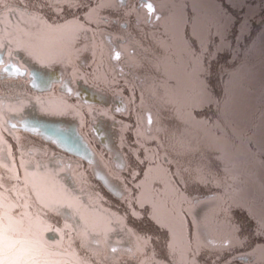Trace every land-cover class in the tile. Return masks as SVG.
Segmentation results:
<instances>
[{
    "label": "rangeland",
    "instance_id": "374dc122",
    "mask_svg": "<svg viewBox=\"0 0 264 264\" xmlns=\"http://www.w3.org/2000/svg\"><path fill=\"white\" fill-rule=\"evenodd\" d=\"M14 1L5 0L6 3ZM45 1L52 3L51 5H57L58 2V5L64 3V0H32L35 3L34 5ZM258 1L154 0V7L157 10V14L161 17L159 21L148 22L155 29L151 34L155 38V43L148 48L146 46L148 44H145V42L137 44L142 54L145 56L147 54L150 55V58L146 56L147 60L151 61V64L145 66L146 69L154 68L156 71L155 82L148 78L141 79L143 81L142 91L145 90V93L151 94L154 84L156 88L153 94H156V98L161 100V104H158L156 111L152 110L155 108L153 106L152 108H145L143 111L140 109L141 112H137V114H135L132 105H130L128 94L129 92L133 94V84L124 73L126 72L127 74V69L125 67L119 68L117 64L120 60L112 59L113 50H116L118 46L127 48L126 46L128 45L123 38L115 39L109 28L101 27L103 22L98 20L100 16L97 11H91L84 20L86 22H77L72 28L63 32L49 26L52 24L51 22L58 23L60 21L58 19L59 14L54 12L52 6H49L50 9L38 8L37 12L44 16L33 12L35 16L45 22L44 28L40 31H32V37L24 38L25 41L22 38L19 44L18 39L15 47L21 51L18 60L20 61L23 74L26 75L24 79L27 83L33 85L30 77L36 74L37 67L35 65L37 63L43 69L38 76L36 74L37 79L40 81L38 83L39 89L33 86L34 88L31 87L29 93H31L32 98H35L36 102L43 101L46 104L47 111L59 118L55 121L60 125V132L64 138V141L62 139L60 141L63 148H60L68 151L73 156H70L69 160H65V163L69 165L66 177L71 176L72 178L64 182L67 187H63L62 195L66 197L65 199L68 203L64 205V209H61L65 210V212L61 213L63 216L60 215V217H82L83 214L81 212L83 210L78 205L80 201L81 206L88 207L89 213L94 212L95 216H99L103 220L104 226L102 230L104 233H107L105 232L106 218L111 219L115 226L117 225V232L120 231L118 237L121 240L127 241L128 244L129 241L133 245L135 243L134 249L135 247L143 249L145 264H169V261L165 259L163 236L157 231V228L153 229L154 223L150 219L152 211L155 210L161 217L170 220L176 231L175 245L178 254L175 259L171 260L170 264H203L202 260L195 255L196 250H201V247L194 236L193 227L188 218V208L193 205L189 203L193 202V199H191L190 192L187 193L184 190V183L182 184L183 188L179 187L178 192L170 190L162 197H157L154 202L149 197L148 203L143 208L137 207L140 217H136V219L142 220V226L124 217L125 213L128 212L129 201L128 198L125 200L124 195L128 194L130 196V192H132L131 185L133 181L131 174L144 168V165L139 163L140 159H134L128 153H133V155L143 159L144 152H139L142 149L140 145L150 147L153 152L155 151L154 157L150 158L155 159V166L158 165L159 171L154 166L152 178L161 183L166 170L177 172L180 176H183L177 167L178 163L183 162V158L186 159L191 156L190 158L196 159L198 156L201 157L198 153L199 151L187 149L182 153L181 145L174 144L173 146L169 144L167 149L173 154L171 156L166 150L162 134L159 131L160 129H165V127H170V133L176 128H181L189 137L191 146H194L197 142L199 146L204 147L207 154L209 150L214 154L217 165H215L213 159L211 162L213 167L209 166L210 171H208L212 178L214 176V181L211 182L213 186L209 185L212 192L218 191L225 196L226 200L233 199L236 205L239 204L237 201L249 203L250 201L248 202L246 195L247 185L249 184L247 181L248 177L254 182L255 195L264 198V175L259 172L262 165L258 164L255 169L250 165L254 164L250 154L253 140L250 134L249 136L247 135L248 130H251V126L247 116L239 107V103L235 101V97L241 87L245 88L248 86L250 88V81L255 72L254 69L264 66V31L256 39L257 41L250 39L244 41L249 34L250 23L254 19L261 18L259 15L262 13V8H264V2L258 3ZM193 14L196 17L195 29L198 35L207 41L211 34L212 40L216 44L222 45L219 48H231V33H236L238 46L234 47L233 56H243V64L240 59L238 70L232 73L230 80L226 82L224 88L226 97L222 103H219V110L217 109L218 98L216 96H212L213 103L210 107L201 108L197 106L195 110L183 102L186 96L192 94L199 87L196 80L189 75L187 61L182 59L180 55V38L184 32L183 21L188 17H192ZM138 15L142 19L147 20L148 18L146 10L142 7L138 10ZM175 23H180V25L178 30L173 33L171 30L174 29ZM155 31H158L156 36ZM74 33L77 37L85 36L88 39L87 44L83 41L77 42L78 46L85 50L84 57H80L79 54H76L73 49L71 50L68 47L67 40H70L68 36L74 37ZM41 34H47V36L57 40L60 43V47L64 50L65 54L60 61V70L54 61H52L53 64L44 59L45 63L38 55L37 49L26 46L27 42H38ZM64 37L67 38L64 39ZM117 44L118 46L114 48ZM161 45L162 49H166L165 58L158 57L161 56V53H157ZM103 68L106 70L104 73L101 72ZM44 69L47 71V75L46 73L44 74ZM145 73H149V70H146ZM183 76L190 78L192 87L181 88L183 83L180 79ZM51 77L53 78L51 79ZM52 80L55 83V88L52 86ZM126 82L129 85L127 89L125 87ZM200 83L204 84V81L201 80ZM46 86H48L50 91L42 92L47 90ZM205 86L208 87V83ZM59 88L60 93H58ZM263 89L264 83L260 85L257 96L264 101ZM26 90L28 91L27 88ZM63 95H69L72 97L70 99H75V101L65 100L62 97ZM162 101L165 102L166 106L162 104ZM161 107L165 110H162ZM65 109L70 110V114L76 115L77 122L74 125L71 124L74 122L66 119ZM149 110L154 115L152 126L145 123L146 119L144 118L148 116ZM217 110L219 112L216 117ZM161 111H165L163 112L164 114ZM165 118L169 119L168 124L164 120ZM156 128L157 133L154 130ZM229 131H232L233 134L230 135ZM138 133L139 136L137 135ZM167 133H169V129ZM193 136L197 138L195 139ZM133 144L136 145L135 148ZM5 146L10 149L8 144L5 143ZM61 149L60 151L62 152ZM262 152L263 150L261 152L258 150L260 155L263 154ZM11 153L19 154L20 152L13 150ZM127 154V158L130 159L131 163L126 158ZM207 156L205 155L206 159H208ZM23 158L18 155L14 159L17 160L19 165ZM176 158L178 163L177 161L175 162ZM133 159L136 160V164L132 161ZM262 162L264 164V161ZM0 168L6 167L3 166V163H0ZM10 168L12 166L7 169ZM226 168L228 174L225 172ZM18 169L20 171L19 166ZM186 171L191 170L188 168ZM19 173L17 172V174ZM218 173L221 176L223 175L225 180L221 179ZM127 175L131 176H128L129 180L126 182L125 177ZM190 177L191 174L186 176L187 179H190ZM218 183L222 189H216ZM251 185L252 183H250ZM196 188L201 189L202 186ZM182 189L183 191H181ZM127 191L129 192L127 193ZM0 192H3V190H0ZM183 193H187V195L184 196ZM1 194L5 195V193ZM116 198L124 205V211L121 212V210L117 209L118 205H123L114 201ZM71 200L76 201L75 206H71ZM32 203L33 208L29 210L20 209L17 206L20 211H26L28 216L33 219L31 223L34 228L36 226L35 222L40 219L48 218L49 222H51L50 220L53 222V218H56L55 213L58 210L48 213L49 211L45 209L43 213H39V207L36 205V203L39 204L38 200L34 199ZM110 204L113 205V210ZM243 207L246 211L251 210L247 205ZM262 210L264 211V202H262ZM262 217L261 219L263 220L264 215ZM37 226L43 230L45 225ZM249 226L250 224H247V231L255 229V226ZM124 227L128 234L125 232ZM127 227L131 229V233ZM134 229H137V232ZM244 232L249 236L246 229H244ZM144 236H150V241L145 243L142 239ZM257 239L259 244L264 246V237ZM150 244L153 245V249L149 250ZM153 250L156 259H153L152 255H150ZM261 257L264 258L262 251Z\"/></svg>",
    "mask_w": 264,
    "mask_h": 264
},
{
    "label": "flooded vegetation",
    "instance_id": "af4514ba",
    "mask_svg": "<svg viewBox=\"0 0 264 264\" xmlns=\"http://www.w3.org/2000/svg\"><path fill=\"white\" fill-rule=\"evenodd\" d=\"M25 2L32 3V0H25ZM5 3L3 0V3L0 4V22H2L0 43H3V47H0V163H3L6 168H0V190H3L0 192V205L7 202L18 205L20 209H32V190H30L27 179L29 178L31 184L36 185L35 192L44 196L48 202L45 204L38 201L39 204L36 203V205L39 208L41 205H46V209H51L48 213L58 210L55 213L56 218H53L56 219L55 222L54 220L49 222L48 218L40 219L35 222L34 228L31 223L33 219L31 218L30 221L32 231L37 234L41 243L52 251L54 260L59 261L60 264H145L144 254H141L137 247L134 249L135 243L133 245L129 241L128 244L127 241L118 237L120 232H117V225L115 226L111 219H106L105 232L107 233H104L102 230L103 220L93 213H89L88 208H83L80 205V201L78 205L83 210L81 213L85 215L83 217L81 214L83 218L60 217V215L63 216L61 213L65 212L61 209H64V205L68 203L66 197L62 195L63 187H67L64 182L72 178L71 176L66 177L69 165L64 162V154L60 153V141L56 136L57 134L53 133L55 129H60V125L55 121L58 120L57 117L53 120L46 115L48 112L45 110L43 101L36 102L35 98L31 97L29 91L33 85L24 79L26 75L23 74L18 60L21 51L15 47L18 39L32 37V31L42 30L45 22L35 16L33 11L25 10L23 5L17 4V0ZM21 40L18 41V44ZM16 69L19 71L17 72ZM260 69L264 70V66L254 69L252 79ZM263 83L264 74L256 87H241L235 101L239 103V107L247 116L252 130L247 132V135L250 134L253 140L252 146L250 145V154L254 164L250 165L253 169L258 164L262 165L259 172L264 175V164H262L264 161V143L257 134L259 122L264 116V101L258 98L257 91ZM250 92L253 94L250 95ZM262 95L264 96V89ZM8 105L13 106V110ZM245 107H250V113L245 111ZM38 110L42 112L45 110L42 116L48 119L47 126L37 116ZM5 143L10 146V149L5 146ZM13 150H18L20 153H11ZM258 150L260 152L263 150V154L260 155ZM18 155L24 157L19 165L14 159ZM9 166L15 168V173L14 171L9 172L11 169H7ZM17 172L20 173L17 174ZM218 175L220 174L218 173ZM46 177L45 181H41L42 178ZM219 177L225 180L223 175ZM247 181L249 184L246 195L248 202H250L237 201L238 205L234 203L233 199L226 200L225 196L218 191L212 192L211 187H209V185L213 186L211 182L207 185V182L204 183L201 189L194 188L197 193L202 194L191 198L193 202L191 201L189 204L193 205L190 208L198 200L206 197H216L221 200L220 204L209 214L210 222L204 223V226L212 232L211 237L223 244L224 248H206L210 255L216 256L218 264H264V258L261 257L264 246L260 245L257 239L264 236L253 235L254 230L252 229L248 230L249 236H247L243 229L247 223L240 215L242 210L246 211L243 206L247 205L251 208L250 211H246L251 217L249 227L255 226V223L261 221L264 215L262 210L264 198L260 201L262 197L259 199L255 195L254 182L248 177ZM250 183H252L251 186ZM194 189L188 187L187 193H192ZM216 189H222L221 186L219 187V183ZM1 193H5V195ZM70 203L71 206H75L76 201L71 200ZM27 223L28 220L26 219ZM43 224L45 225L43 230L38 228L37 225ZM191 224L193 225L192 221ZM237 225H239V231H237ZM52 230L60 236L58 247H52L43 240L44 233ZM197 241L200 244L198 239ZM113 246L117 248L116 252L111 250Z\"/></svg>",
    "mask_w": 264,
    "mask_h": 264
},
{
    "label": "snow or ice",
    "instance_id": "6c2138e0",
    "mask_svg": "<svg viewBox=\"0 0 264 264\" xmlns=\"http://www.w3.org/2000/svg\"><path fill=\"white\" fill-rule=\"evenodd\" d=\"M2 3L3 0H0V4ZM138 3L140 7L146 10L149 23L154 20H160L161 17L157 14V10L154 7V0H138ZM97 4H99V0H97ZM69 7L71 8V5ZM77 22L78 17L73 14L60 23L52 22L49 26L57 31H65L72 28ZM183 24L184 32L180 38V55L182 59L187 61L190 77L195 79L199 85L192 94L184 98L183 102L190 105L193 110L197 106L201 108L210 107L213 103V97L209 87L205 85L212 75V64L219 55L217 48L222 47V45L216 44L212 40L211 34L207 41L198 35L195 29V14L186 18ZM0 26H2V22H0ZM0 47H3V43H0ZM112 59L120 60L121 52L113 50ZM16 71L18 72L19 69H16ZM201 80L204 81V84L200 83ZM152 122V118L149 115L147 123L151 125ZM137 135L139 136V133ZM140 147L144 151V158L139 160V163L143 164L144 168L131 174L133 181L131 185L132 192L128 201L129 214L137 218L140 217L137 207L143 208L148 203L149 197L154 202L157 197H162L170 190L178 192L179 185L186 182L183 176L170 170L164 172L162 183L153 180L152 169L155 166V159L150 157H154V152L150 147H145L144 145H140ZM165 162L167 161L165 160ZM46 208V205H41L38 212L43 213ZM47 210L51 211V209ZM26 219L28 220L27 224ZM150 219L163 236L165 259L170 264L171 260L175 259L178 254L175 245L176 231L174 225L170 220L161 217L155 210L152 211ZM30 221L31 217L28 216L26 211H20L17 205L7 202L0 205V264H60L59 261L52 258V251L45 247L37 237V234L32 231ZM236 228L239 231V225ZM128 231L131 232V229H128ZM253 235L264 236V220L255 223ZM142 239L147 243L151 237L144 236ZM111 250L116 252L117 248L113 246ZM137 250L143 254V249L138 248ZM150 255H152L153 259H156L154 250Z\"/></svg>",
    "mask_w": 264,
    "mask_h": 264
},
{
    "label": "trees",
    "instance_id": "16d2710c",
    "mask_svg": "<svg viewBox=\"0 0 264 264\" xmlns=\"http://www.w3.org/2000/svg\"><path fill=\"white\" fill-rule=\"evenodd\" d=\"M261 2H264V0L258 1V3H261ZM17 4L23 5L25 7V10H28L31 12L33 11L39 15H42V14L37 12L38 8L40 9L41 7H44V8L50 9L49 6H52L51 5L52 3H49V2L47 3V1H45L41 4L34 5L35 3H33V2L32 3H30V2L26 3L25 0H17ZM26 4H28V6H26ZM44 4H46V5H44ZM33 5L37 8H35ZM69 5H71V8L69 7ZM57 7H56L57 10L54 12L58 13L60 18H61L60 15H63L64 18L67 19L68 17L75 14V16L78 17V22H86L84 20L86 19V17H88V14L91 13L90 10L97 11L99 13V16H100V17H98L100 19H98V18L97 19L99 21L101 20L103 22V25H101V27L105 28V29L109 28L111 33L113 34V36H115V39H118V38L125 39L126 44L128 45L126 47L129 50L125 47L120 48L118 46V44L116 46H114V48L118 46V48H116V50L120 51L121 55H122V57H121V59L117 65L119 66V68L125 67V69H127V74H126V72H124V73H125L126 77L129 78V80L133 84V86H132L133 87V94H132V92L131 93L129 92V94H128V96L130 98V102H131L130 105H132V109L134 110L135 114H137V112L140 113L145 108H152L153 106L155 108H153L152 110H157L158 104L159 103L161 104V100H159V98H156V94H153L156 86L154 87V84H153V86H152L153 90H151V94H148L147 92H146L147 93L146 94L145 90L142 91V88H141V87H143V83H142L143 81H141V79H147L148 78L149 80L152 79V82H155L154 79L156 78V71L154 68L153 69H146L145 66L147 64H151V61H149V59L147 60L146 56L148 58H150V55L147 54L145 56L144 54H142L139 51L137 43L145 42V44H148V45H146L147 48L149 46L154 45L155 38H154V36H151V34L155 29L152 28V26L148 23V18H147V20L142 19L138 15V10H140V8H141L139 6L138 0H99V4H97V0H64V3H60V5H58ZM59 9H60V11H59ZM262 9H261L262 13L259 15V17H261V18L260 19H254L253 22L250 23V26H249L250 31H249V34L245 38L244 41H247V39L256 40L264 31V8H262ZM42 16H44V15H42ZM65 19H63V18L60 19V22L65 20ZM94 19H96V18H94ZM157 32L158 31H155V36H156ZM236 41H237L236 40V33L235 34L231 33V42H232L231 48L232 49L231 48H219L218 47L217 51L219 52V55H218L217 59L212 64V75L210 77V80L208 81V87L210 89L212 96L213 97L216 96L218 98V100H217V109L218 110H219L218 107H220L219 103H222L226 97V93H225V89H224L226 86V82L228 80H230L232 73H234L235 71L238 70L237 67L240 65V62H239L240 59L242 60V64H243V56L242 55H239L238 57L233 56L234 47L236 48L238 46ZM116 42H117V40H116ZM129 63L132 65H130ZM146 70H149V73H145ZM125 87H126V89L129 88V85L127 82L125 84ZM162 104L164 106H166L164 101H162ZM161 108H162V110H165L163 107H161ZM140 109H141V111H140ZM218 110H217V112H219ZM163 112H165V111H161L162 114H164ZM144 118L146 119V117H144ZM206 118H208V117H206ZM164 120L166 121V123L169 121L168 118H165ZM168 129H169V133H167ZM162 130L160 129L159 131L162 134L163 143L165 145H166V142H168L167 146L169 144H172L174 146V144H176V142L177 143L181 142L182 153H184V150L186 149L183 145V142L186 143L185 145H191V142H189L190 140H188L186 132L184 130H182L181 128H178V129L176 128L171 133H170V127H168V128L165 127V129H162ZM157 132L158 131L156 128V133ZM176 145H178V144H176ZM135 146L136 145L133 144L134 148H135ZM198 146H199V144H197V142H196V144L192 147L197 151ZM139 152H144V151H143V149H141ZM64 153L69 158H70V156L73 157L68 151H64ZM127 153H128V151H127ZM128 154L132 155L133 158L135 159V155H133V153L132 154L128 153ZM128 154H127V156H128ZM134 159L132 161H134ZM176 161L178 163V160H175V162ZM177 167L179 168V170L183 176L184 175L186 176L187 173L189 172V171H186V169H188V167H185L184 165L182 166L181 163H178ZM207 173L200 176L199 178H197V176H195L191 180L186 179L185 180L186 182L184 183V190L187 191L188 187H191V189H194V188L196 189V187H201V184H200L201 179H202V177L207 175ZM126 174H129V173H126ZM128 176L130 177L131 175H127L125 177L126 182L129 180ZM125 180L123 179V181H125ZM197 181H200V182H197ZM213 181H211V182H213ZM207 184H208V182L206 183V185ZM179 187L183 188L182 184L179 185ZM195 189L193 190L192 193H190L192 198L195 195L201 196V194H202V193L201 194L197 193L195 191ZM181 191H183V189ZM109 194L111 196H113L111 193H109ZM183 195L185 196V195H187V193L186 194L183 193ZM117 199L118 198H116V200H114V201H117V203H121ZM110 207L112 210L114 209L112 204H110ZM117 209L121 210V212L124 211V205L123 206L118 205ZM186 214H187V211H186ZM240 215H242L243 216L242 219H244L246 221V223L249 224V222L251 221V217L248 216L246 211L242 210ZM124 217L129 218V217H133V216H130L129 211H128L125 213ZM134 218H136V217H134ZM153 226H154L153 229L155 230L156 229L155 224ZM243 229H246V232L248 233L247 225L243 226ZM134 231L137 232V229L136 230L134 229ZM157 243H159V242H157ZM203 253L204 252H202L201 250H199V251L196 250V253H195L196 257L199 258L200 260H202L203 264H218L215 255L211 254L212 256L211 255L208 256V255H205ZM192 254H193V252H192ZM199 259H197V260H199Z\"/></svg>",
    "mask_w": 264,
    "mask_h": 264
},
{
    "label": "bare ground",
    "instance_id": "6f19581e",
    "mask_svg": "<svg viewBox=\"0 0 264 264\" xmlns=\"http://www.w3.org/2000/svg\"><path fill=\"white\" fill-rule=\"evenodd\" d=\"M58 5V4H57ZM57 5H52L53 6V9H54V11H56L57 10ZM57 7V8H56ZM61 16V18L59 17L58 19L60 20V19H65L64 18V16L63 15H60ZM60 22V21H59ZM58 22V23H59ZM179 25H180V23L179 24H174V26H173V28L174 29H172L171 31H173V33H175L177 30H178V27H179ZM63 32V31H62ZM75 34V33H74ZM80 36V35H79ZM68 37H70V40H67V44H68V47L72 50H74L75 52H76V54H79V56L81 57H84L85 56V50H84V48H80V46H78V41H83V42H85V44H87L88 43V39L85 37V36H81V37H77V35L75 34L74 35V37H71V36H68ZM67 37H64V39H66ZM19 40H21V38L19 39ZM24 41H25V39H24ZM62 42V41H61ZM27 45L26 46H30L31 48H35V49H37L38 50V55L44 60H48V61H50L51 63H53L52 61H54V63H55V65H57L58 66V69L60 70V61L63 59V55L65 54V52H64V50L60 47V43L57 41V40H55L54 38H51V37H49V36H47V34H44V35H42L41 34V38H40V40L38 41V42H27L26 43ZM67 48V47H66ZM164 48V47H163ZM70 51V50H69ZM166 49H162V45H161V47H160V49H158L157 50V53L158 54H160L161 53V56H158V57H163V58H165V55H166ZM44 60V62L46 63V61ZM53 63V64H54ZM46 65V64H45ZM44 65V66H45ZM36 67H37V72H36V74H37V76H38V74H39V72L40 71H43V69H41L40 67H39V65H38V63L35 65ZM49 71V70H48ZM104 71H106L105 70V68H103L102 70H101V72H103L104 73ZM46 73V75H47V71H45V69H44V74ZM36 74H34V75H32V77H30V79L32 80V84H33V86L35 87V88H38L39 89V85H38V83H40V81L37 79V77H36ZM185 74V73H184ZM53 77H51V79H52ZM180 81L183 83V86H181V88H184V89H186V88H188V87H192L191 86V82H190V78H188V77H181V79H180ZM53 84H52V86H54V81L52 80L51 81ZM50 82V83H51ZM59 86H60V83H59ZM47 87V90L46 91H42V92H49L50 90L48 89V86H46ZM54 88H55V86H54ZM90 89V88H89ZM95 91V90H94ZM58 93H60V88L58 89ZM62 95V94H61ZM65 100H69V101H72V102H74L75 101V99H70V98H72V97H70L69 95H67V96H62ZM76 104H78V103H76ZM89 106V105H88ZM45 107H46V104H45ZM45 110H47V107L45 108ZM44 110V111H45ZM44 111L42 112L41 110H38V112H36V114H37V116L39 117V119L47 126L48 124V119L47 118H43V116H42V113H44ZM48 112V111H47ZM70 112V110H68V109H65V111H64V113H65V117H67L66 119H70L69 121L70 122H74V123H71V124H75L76 122H77V117H76V115L74 114V115H72V114H70L69 113ZM52 113H57V112H52ZM46 115H48L49 117H51L53 120L55 119V115H53V114H51V113H47ZM51 115V116H50ZM149 115L151 116V118H152V113H149ZM149 115H148V117H149ZM218 116V112H217V114H216V117ZM57 119H59V118H57ZM172 126V125H171ZM60 129H55L54 131H53V133H55V135L57 136V138L59 139V141H61V139L62 140H64V138L62 137V135H61V132L59 131ZM230 135H232L233 134V132L232 131H229L228 132ZM146 141V140H145ZM167 143L168 142H166V150L168 151V146H167ZM176 144H178V146H180L181 145V142L180 143H176ZM186 143H184L183 142V145H184V147L186 148L185 150H187V149H192L193 151H196L191 145H185ZM156 146H157V144H156ZM156 146H155V148H156ZM162 147H163V145H162ZM154 148V149H155ZM164 148V147H163ZM157 149V148H156ZM159 150V149H158ZM157 151V150H156ZM197 151H199L198 153L201 155V157L200 156H198V158H196V159H192V158H190L191 156H189V157H187L186 159L185 158H183V162L181 163L182 164V166L184 165L185 167H188L191 171H189L188 173H187V175L186 176H188L189 174H191V177H190V179H187L186 178V176L184 175L183 177H184V180H191V179H193L195 176H197V178H199L200 176H202V175H204L205 173H207L209 170H210V168H209V166L212 168L213 166H212V160L215 162V165H217V161L215 160V157H214V154L212 153V152H210V150L208 151V154H207V151L204 149V147H201V146H198V148H197ZM155 152V151H154ZM169 153H170V155L172 156L173 154L170 152V151H168ZM205 155H208L207 157H208V159H206V157H205ZM210 156H211V159H210ZM128 156L126 155V158H127ZM128 159V158H127ZM127 159H126V161H127ZM135 159H140L141 160V158H139L138 156H135ZM176 160H178L177 158H176ZM207 160V161H206ZM128 162L129 163H131L130 162V159H128ZM134 164H136V160H134ZM156 164V163H155ZM158 165H156L155 166V169L156 170H158L159 171V168L157 167ZM224 168V167H223ZM192 170H195V171H192ZM11 171H14V173H15V168L14 167H12L10 170H9V172H11ZM225 172L228 174V171H227V168L225 169ZM28 179V182H29V185H30V190H32V199L34 200V199H37L38 201H42L43 203H45V204H48V202L46 201L47 199H45V197L44 196H40V195H38L36 192H35V190H36V185H33V184H31V181H30V179L29 178H27ZM35 189V190H34ZM129 191H127V193H128ZM130 195H131V192H130ZM124 198L126 199V198H130V196L128 195V194H126V195H124ZM258 198L260 199L261 198V196H258ZM262 199H263V197L261 198V200L260 201H262ZM130 215V214H129ZM131 216V215H130ZM189 218V217H188ZM129 220H131L132 222H134L135 224H137V225H140V226H142V220H140V219H136V218H134V217H129L128 218ZM190 219V218H189ZM191 221V220H190ZM192 227H193V225H192ZM193 233H194V228H193ZM195 235V234H194ZM199 246L201 247V251L202 252H204L203 254H205V255H210L208 252H207V250H206V247H204V246H201L200 244H199ZM149 250L150 249H153V245L152 244H150L149 245ZM262 253L264 254V251H262Z\"/></svg>",
    "mask_w": 264,
    "mask_h": 264
},
{
    "label": "water",
    "instance_id": "95a60500",
    "mask_svg": "<svg viewBox=\"0 0 264 264\" xmlns=\"http://www.w3.org/2000/svg\"><path fill=\"white\" fill-rule=\"evenodd\" d=\"M263 74L264 70L260 69L254 75V78L250 82L251 88H254L258 85L259 81L263 77ZM249 94L252 95L253 93L250 92ZM8 106H10V109L13 110V106ZM245 111L250 113V107H245ZM257 134L261 137V141L264 143V116L259 122ZM42 179V181H45L47 177ZM220 201L221 200L216 197L205 198L198 201L196 205L189 210V215L192 218L194 224L195 235L198 237L200 243L210 249L224 248L223 244L218 243V241H215L214 238L211 237L212 232L209 231L206 226H204L205 222H210L209 214L220 204ZM43 239L46 243L53 247H58L60 244V236L54 230L45 232Z\"/></svg>",
    "mask_w": 264,
    "mask_h": 264
}]
</instances>
